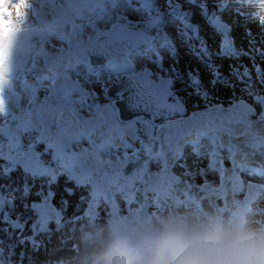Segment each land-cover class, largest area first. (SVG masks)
Segmentation results:
<instances>
[{
  "label": "snow or ice",
  "instance_id": "6c2138e0",
  "mask_svg": "<svg viewBox=\"0 0 264 264\" xmlns=\"http://www.w3.org/2000/svg\"><path fill=\"white\" fill-rule=\"evenodd\" d=\"M177 43L207 70L184 92ZM237 197L264 201V0H0V264L121 203Z\"/></svg>",
  "mask_w": 264,
  "mask_h": 264
},
{
  "label": "rangeland",
  "instance_id": "374dc122",
  "mask_svg": "<svg viewBox=\"0 0 264 264\" xmlns=\"http://www.w3.org/2000/svg\"><path fill=\"white\" fill-rule=\"evenodd\" d=\"M21 12H23V9H21ZM195 21L202 23L199 16L195 17ZM207 34V29H205L202 35ZM234 35L236 37V44L238 46L241 45L243 41L242 29L237 28ZM177 48V59L179 62L176 64V69L181 74V79L178 80V90L184 91L185 73L199 67L201 75L206 79L207 70L190 54L184 45L177 43ZM165 60L169 62L167 53H165ZM218 63L223 64L222 70L227 72V64H224L222 61ZM225 94L226 91H221V98ZM70 207H72V210L77 207L75 198L72 199ZM144 210L143 213V211H139L133 206L131 211H127L123 203H121L119 214L111 216L104 223V227L108 229L107 235L118 234L121 244H117L116 247L128 246L138 257L147 256L163 235L194 227H212L221 231H228L239 226L245 231L264 232V201H246L243 197H237L236 201L227 206L219 201L212 202L197 199L186 206L146 208ZM70 212H66V214ZM102 215L107 216L103 210L97 213V217ZM85 225L86 222L82 221L78 227H75L80 230ZM87 226L89 225L87 224ZM69 233H74V239L78 241L79 231L75 233L71 226ZM65 241L64 245L66 247L70 245L67 243V240ZM72 249L77 251V259L68 264H109L111 254L104 255V258L101 260L98 259L99 256L87 259L89 255L88 249L83 247L81 243H79V246L75 244L73 238Z\"/></svg>",
  "mask_w": 264,
  "mask_h": 264
},
{
  "label": "clouds",
  "instance_id": "9594fccd",
  "mask_svg": "<svg viewBox=\"0 0 264 264\" xmlns=\"http://www.w3.org/2000/svg\"><path fill=\"white\" fill-rule=\"evenodd\" d=\"M109 264H264V232L194 227L163 235L144 257L119 247Z\"/></svg>",
  "mask_w": 264,
  "mask_h": 264
},
{
  "label": "trees",
  "instance_id": "16d2710c",
  "mask_svg": "<svg viewBox=\"0 0 264 264\" xmlns=\"http://www.w3.org/2000/svg\"><path fill=\"white\" fill-rule=\"evenodd\" d=\"M82 207L77 206L72 210V207L67 209L69 214H66V217H71L72 212H81ZM111 216H100L96 217L95 220H90L86 222V225L82 227L80 230L74 226H72V230L76 233L80 232L78 241L74 239V233H69V229L71 226L66 228L65 232L62 234L63 239H61V235H57L53 237L51 242L47 246V251L43 248L36 253L35 255H30L29 264H68L72 263L77 259V251L72 249V238L79 246V243L86 249H88L89 255L87 259L96 258L95 256H99L98 259L104 258L103 256L106 254H112L117 249V244H121L120 238L117 233H113L112 235H107V228L104 227V223L106 219H109ZM87 224L89 226H87ZM65 240L70 245L67 247L64 245ZM85 249V250H86ZM85 252V251H84ZM84 255V254H83ZM86 256V255H85Z\"/></svg>",
  "mask_w": 264,
  "mask_h": 264
},
{
  "label": "bare ground",
  "instance_id": "6f19581e",
  "mask_svg": "<svg viewBox=\"0 0 264 264\" xmlns=\"http://www.w3.org/2000/svg\"><path fill=\"white\" fill-rule=\"evenodd\" d=\"M177 89H179V85H178V82H177ZM179 91H181V90H179ZM181 92H184V91H181ZM256 229H258V228H256Z\"/></svg>",
  "mask_w": 264,
  "mask_h": 264
}]
</instances>
